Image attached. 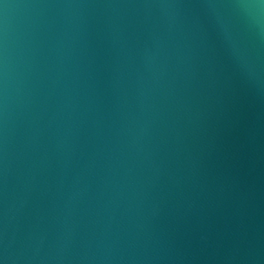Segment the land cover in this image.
Segmentation results:
<instances>
[{"label":"water","instance_id":"1","mask_svg":"<svg viewBox=\"0 0 264 264\" xmlns=\"http://www.w3.org/2000/svg\"><path fill=\"white\" fill-rule=\"evenodd\" d=\"M0 264H264V0H0Z\"/></svg>","mask_w":264,"mask_h":264}]
</instances>
